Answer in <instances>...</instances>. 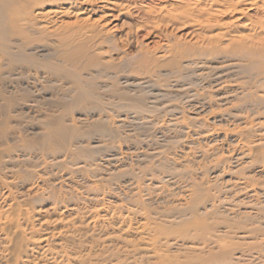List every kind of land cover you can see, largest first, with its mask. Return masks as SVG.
I'll return each mask as SVG.
<instances>
[{
  "label": "bare ground",
  "instance_id": "1",
  "mask_svg": "<svg viewBox=\"0 0 264 264\" xmlns=\"http://www.w3.org/2000/svg\"><path fill=\"white\" fill-rule=\"evenodd\" d=\"M173 1L171 4L170 0H0L2 188H7L3 178L14 169L16 159L38 164L37 154L34 157L24 154L32 150L38 154L44 152V156H56L50 162H55L59 167L65 162L69 164L67 159L92 160L95 151L91 147L82 146L81 140L95 134L98 137L106 136L112 142L118 140L120 135L111 131L107 125L111 116L119 118V114H124L123 119H129L130 127H134V130L138 128V122L142 121L154 120L146 122L149 127L166 117L170 122H176L187 114L173 104L185 97L199 99L197 92L191 94L188 91L191 87L199 91L215 87L216 91H221L214 95L220 104H227L228 98L233 97L236 103L250 105L253 113L264 111V96L255 91L264 88V0ZM253 10H256V15L261 12L254 21L248 17V12ZM241 20H244V25L240 23ZM114 22L118 24L113 25ZM123 26H126V30L116 39L112 30L117 31L115 28ZM182 27L191 29L189 36L192 37L189 40L172 35ZM151 36L155 42L149 48L143 41ZM170 36L178 38V41ZM161 40L164 43H160ZM217 59L220 64L201 69L204 66L201 61ZM198 66L201 68L198 69ZM12 71L18 72V75L13 77ZM137 73L143 78L132 75ZM259 76L263 78L257 79ZM169 80L173 85L166 88L173 91L162 94L156 92L157 83L167 84ZM222 80L225 81L218 83ZM61 81L72 89L51 93L41 89ZM206 95H202V99ZM91 102H105L110 107L97 109L98 114L105 116H100L96 125H87L80 120L82 126L73 127L68 118L77 111L88 115L89 111L84 105ZM41 103H60L61 107L56 110L49 106L46 109L48 114H42L36 107ZM192 108L195 112L213 114L211 107L207 108V112L203 106ZM58 110H61L59 115H53ZM236 113H241V109L238 108ZM22 119H27L28 125L20 127L18 121ZM33 125H38V130L43 132L35 133ZM117 126L115 131L126 128L122 121ZM17 127L23 132L24 140L17 135ZM150 129L154 135L149 144L160 145L159 139L155 138L158 130ZM161 136L163 143L173 144L171 149L178 145L176 140L171 141L162 133ZM236 149L239 151L237 163L248 160L254 176L264 175L263 139H258L255 147L250 149L241 150L239 146ZM15 154H19V157ZM118 155L114 151L113 159ZM140 156L143 159L148 157L146 153ZM209 158V154L203 151L194 161L183 162V166L189 163L197 167ZM159 162L162 165L167 163L165 160L162 162V159ZM167 165L161 168L167 167L169 176L179 173L173 161ZM71 170L77 172V169ZM213 170L210 169L214 175V185L203 180L206 172L201 174L203 179H199L200 184H197L201 187L199 193L193 191L195 184L192 175L188 173L182 175L187 180L183 190L169 197H160L162 194L159 193L153 199L148 194L142 200L140 194L149 193V190L145 186L141 188L134 183L130 184L134 208L140 207L148 212V206L156 207L150 214L152 219L143 225L150 227V233L145 235L151 242L155 243L159 238L166 240V230L171 229H177L178 237L189 241L188 249L191 253L183 257V264H238L239 260L231 258L234 250L226 239L228 236L237 237L235 232H241V227L226 222L239 220L241 215L251 222L250 231L244 233L247 238L258 229H264V186L251 182L241 184L239 180L224 181V171ZM153 172L159 175L158 171ZM57 175L52 174L51 177L56 178L55 186L61 188L63 176ZM24 178L33 186L37 181L34 179H40V176L26 174ZM130 179L135 182L137 176L132 172ZM152 179L151 176L149 181ZM241 193L245 194V198L241 199ZM28 196L19 199H27ZM172 197H180L182 200L174 202ZM52 199L51 207H56L59 198L53 194ZM32 200L45 199L35 196ZM234 200L236 203L245 201L247 208H244L243 214L234 211ZM170 211H173L172 214H169ZM217 217L224 218L218 224L219 228L223 225L221 232H217L215 224L208 223ZM210 231L217 232V235ZM78 232L72 227L74 236ZM237 238L241 239L240 236ZM9 243L8 240L4 244ZM22 247H18V255L24 253ZM0 248L2 260L5 247Z\"/></svg>",
  "mask_w": 264,
  "mask_h": 264
},
{
  "label": "rangeland",
  "instance_id": "2",
  "mask_svg": "<svg viewBox=\"0 0 264 264\" xmlns=\"http://www.w3.org/2000/svg\"><path fill=\"white\" fill-rule=\"evenodd\" d=\"M172 2L174 3L173 0H170L169 3L172 4ZM260 13L257 12L256 15V10H253L248 12V17L254 21L260 16ZM240 23L244 25L245 22L241 20ZM117 24L114 22L113 25ZM123 27L115 28L117 31L112 30L116 39L126 30V26ZM190 32L189 27H182L172 35L189 40L192 37L189 36ZM175 39L178 41V38ZM154 42L153 36L143 41L144 44H148L149 48L154 46ZM160 43H164V41L161 40ZM202 62L203 68L198 66V69L220 64L218 59ZM12 75L16 77L18 72L12 71ZM132 75L143 78L139 73ZM262 78L259 76L257 79ZM223 81L225 80L218 83ZM171 84L173 85L171 80L167 84L157 83L156 92L162 94L166 91H173L166 88ZM43 88L41 87L47 93L66 92L72 89L63 81L55 83L49 88ZM216 89L212 87L206 91H199L191 87L188 91L191 94L197 92L199 99L192 100L187 97L178 99L173 105L184 110L187 115L184 114V119L181 117L176 122H170V119L166 117L163 120H158V124L149 127L146 122H154V120L142 121L138 122L139 125L136 126L138 128L134 130V127H130L131 121L123 119L124 114H119V118L116 115L111 116L107 125L111 127V131L120 135L118 140L112 142L110 138L98 137L96 134L89 139L81 140L82 146L91 147L95 151L92 160L67 159L69 164L65 162L59 167L55 165V162H50L57 158L56 156H44V152L38 154L35 150L24 154L32 155V157L37 154L38 164L26 159L24 162L21 158L16 159L17 164L14 165V169L7 172L3 178L7 188L4 189L0 186V247H5L2 252L4 258L0 260V264H183V257L191 253L188 249L189 241L179 238L177 229H171L166 230L168 234L166 240L159 238L155 243L151 242L145 235L150 233V227L143 225L145 221L148 222V219H152L150 214L156 210V207L148 206V212L141 210L140 207L134 208L131 201L130 184L134 183L135 186L141 188L145 186L149 190V193L140 194L142 200H145L148 194L153 199L159 193L162 194L160 197H169V195L179 194L183 190L187 180H184L185 176L182 175L188 173V175H192L191 179L197 182L192 180L195 184L193 191L199 193L201 187H198L197 184H200L199 179H203L201 174L204 175L206 172L203 180L214 185L212 182L214 175L210 172V169H214L213 171L216 172L224 171L222 179L224 181L239 180L241 184L251 182L264 186V175L254 176L248 160H242L241 163L236 161L239 152L236 149L238 146L241 150L250 149L255 147L258 139L264 140V111L253 113L250 105L236 103L233 101V97H229L226 101L228 105L220 104L214 95L221 91H216ZM230 89L225 90L230 91ZM255 91L264 96V88ZM205 93H207L206 98L202 99V95ZM101 103L85 104L84 108L88 109V115L77 111L71 116L72 118H68V121L76 128L82 126L80 120L87 125H96V121L105 116L98 114L97 109L110 107L105 102H103L105 105ZM49 106L56 110L61 107L60 103H41L36 107L37 111L42 114H48L46 109ZM193 106H203L206 112L207 108L211 107L213 114L195 112ZM238 108L241 109V113H236ZM59 111L61 110L54 112L53 115H59ZM119 121L124 122L126 128L115 131ZM175 123L176 126H174ZM18 124L20 127L28 125L27 119L19 120ZM20 127H17L16 132L24 140L23 132L19 131ZM32 127L35 133L43 132L38 130V125ZM150 128L158 130V135L156 134L155 138L159 139L160 145L158 143L149 144L151 136L154 135ZM161 133L166 138L172 139L171 141L176 140L178 145L171 149L173 144L163 143ZM114 151L119 153L115 159L112 157ZM203 151L209 154L208 161L201 162L197 167L189 163L183 166V162L194 161ZM141 153H146L148 157L143 159L140 156ZM185 154L188 156L185 157ZM15 155L19 157V154ZM160 159L162 162L163 160L167 162L163 165L173 161L174 168L179 173L169 176L170 164L163 170L161 168L163 165L159 162ZM197 160L199 161V159ZM64 161L65 159L62 162ZM158 165L160 168H157ZM72 168L77 169V172L72 171ZM206 169L208 170L206 171ZM129 171L131 172L129 173ZM153 171H158L159 175ZM132 172L137 176L135 182L130 179ZM26 174L40 176V179H34L37 181L31 186L32 183L24 178ZM52 174H62L61 188L55 186L56 178L51 177ZM151 176L153 179L149 181ZM53 194L59 198L56 207H51ZM25 195H29L27 199H19ZM35 196H40L45 200L33 201ZM172 198L174 202L182 200L180 197ZM243 198H245V194L241 193V199ZM232 203L235 205L234 211L241 214L244 213V208H247L245 201L236 203L234 200ZM172 212L170 211L169 214ZM241 216L242 218L239 220L226 222L228 225L241 227V232H235L241 239L237 238L238 236L233 238L228 236L229 238L226 239L228 245L234 250L231 258L239 260L238 264H264V229H258L256 233L247 238L244 233L250 231L251 222L244 219L243 215ZM222 221L224 218L217 217L208 223L215 224L217 232H221L223 225L219 228L218 224ZM72 227L79 231L75 236L72 233ZM210 232L213 235L217 233ZM8 240L10 243L4 244ZM19 246H23L24 253L21 255H18ZM0 251H2L1 248ZM239 253H241V257H239ZM185 264L195 263L187 262Z\"/></svg>",
  "mask_w": 264,
  "mask_h": 264
}]
</instances>
